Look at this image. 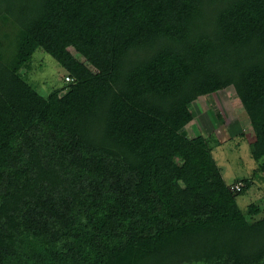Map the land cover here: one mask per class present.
Here are the masks:
<instances>
[{
    "label": "trees",
    "instance_id": "trees-1",
    "mask_svg": "<svg viewBox=\"0 0 264 264\" xmlns=\"http://www.w3.org/2000/svg\"><path fill=\"white\" fill-rule=\"evenodd\" d=\"M231 87L264 181V0H0V264H264L252 179L187 132Z\"/></svg>",
    "mask_w": 264,
    "mask_h": 264
},
{
    "label": "rangeland",
    "instance_id": "rangeland-1",
    "mask_svg": "<svg viewBox=\"0 0 264 264\" xmlns=\"http://www.w3.org/2000/svg\"><path fill=\"white\" fill-rule=\"evenodd\" d=\"M31 68L30 79L45 96L70 82L65 69L41 49L36 51ZM193 107L197 117L194 124L187 127L189 137L215 139L214 155L226 183L232 185L241 179H252L250 189L238 198L240 209L246 214L249 207L255 204L264 210V181L259 174L254 175L258 163L251 152L255 140L253 123L234 88L221 89L213 95L201 97Z\"/></svg>",
    "mask_w": 264,
    "mask_h": 264
},
{
    "label": "built area",
    "instance_id": "built-area-1",
    "mask_svg": "<svg viewBox=\"0 0 264 264\" xmlns=\"http://www.w3.org/2000/svg\"><path fill=\"white\" fill-rule=\"evenodd\" d=\"M244 189V184L238 183L231 187V190L234 192H241Z\"/></svg>",
    "mask_w": 264,
    "mask_h": 264
}]
</instances>
